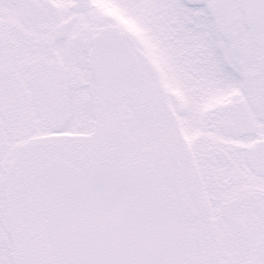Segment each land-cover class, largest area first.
Masks as SVG:
<instances>
[{"label":"snow or ice","instance_id":"snow-or-ice-1","mask_svg":"<svg viewBox=\"0 0 264 264\" xmlns=\"http://www.w3.org/2000/svg\"><path fill=\"white\" fill-rule=\"evenodd\" d=\"M0 264H264V0H0Z\"/></svg>","mask_w":264,"mask_h":264}]
</instances>
